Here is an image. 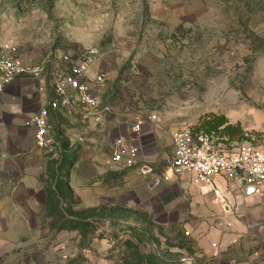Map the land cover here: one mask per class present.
<instances>
[{
    "label": "rangeland",
    "instance_id": "1",
    "mask_svg": "<svg viewBox=\"0 0 264 264\" xmlns=\"http://www.w3.org/2000/svg\"><path fill=\"white\" fill-rule=\"evenodd\" d=\"M11 46L57 65L93 48L107 110L101 122L79 103L71 121L54 114L52 142L23 157L24 183L11 155L32 133L0 125V264H186L197 245L139 203L131 168L111 162L120 174L95 198L70 185V170L86 146L123 144L115 127L135 119L157 132L159 172L177 126L264 139V0H0V48Z\"/></svg>",
    "mask_w": 264,
    "mask_h": 264
},
{
    "label": "crops",
    "instance_id": "2",
    "mask_svg": "<svg viewBox=\"0 0 264 264\" xmlns=\"http://www.w3.org/2000/svg\"><path fill=\"white\" fill-rule=\"evenodd\" d=\"M41 64L44 71L40 76L19 77L0 96V125L6 126L15 135L22 129H30L32 133L27 149L18 150L11 155L14 157H11L13 161H17L13 164L12 172L22 178L21 183L31 180L21 166L23 157L34 154L29 149L34 144V130L26 127L25 122L33 118L41 108L49 110V124L54 114L57 117L60 114L64 117L68 115L70 121L74 119L75 108L72 112L50 108V101L54 96L53 83L62 76L65 65H57L55 62ZM77 103L75 101L74 107ZM139 121L143 127L138 133L133 132L130 127H123L122 123L121 128L115 127L121 132L125 148L135 146L139 150L135 166L127 169L128 180H134L133 189L139 203L153 214L154 219L161 218L167 223L179 225L197 245L196 252L192 250L183 258L184 263L264 264V195L259 197L248 194L247 189L237 181L217 179L216 184L225 196L226 203L222 204L215 200L209 188L200 187L188 176L166 180V169L159 172L152 166L158 147L157 132L149 118ZM101 132L99 134L102 137L104 131ZM147 146H150L149 152ZM108 148H97L96 143L93 147H85L83 153L86 154H81V158L75 161L70 170V185L73 188H78L84 182L87 195L91 198H95L97 193L103 196L108 194L112 179L120 174L119 168L109 160L114 147ZM86 167L90 172H85ZM25 185L27 186L26 183ZM112 187V190L118 188L117 185ZM0 212L3 211L0 209Z\"/></svg>",
    "mask_w": 264,
    "mask_h": 264
},
{
    "label": "built area",
    "instance_id": "3",
    "mask_svg": "<svg viewBox=\"0 0 264 264\" xmlns=\"http://www.w3.org/2000/svg\"><path fill=\"white\" fill-rule=\"evenodd\" d=\"M96 51L91 48L82 55L63 57L62 76L53 83L54 96L50 101L51 109L72 112L77 101L83 106L91 119L101 122L107 107L101 108L97 88L106 79L104 72L91 75V66ZM44 71L41 63H33L23 57L16 47L0 48V96L8 85L19 77H38ZM49 110L41 108L36 115L25 122L33 128L34 142L45 147L52 142L51 125L48 121ZM135 132L141 129L138 119L131 120ZM172 152L168 158L166 180L188 176L202 188H209L215 200L225 204V196L216 184L217 179L234 180L253 193L264 195V139L251 136L234 140L219 130H205L193 125L177 126L169 132ZM139 157L135 146L125 148L121 141L113 148L110 162L122 163L133 168Z\"/></svg>",
    "mask_w": 264,
    "mask_h": 264
},
{
    "label": "water",
    "instance_id": "4",
    "mask_svg": "<svg viewBox=\"0 0 264 264\" xmlns=\"http://www.w3.org/2000/svg\"><path fill=\"white\" fill-rule=\"evenodd\" d=\"M247 193H248V194H252V193H253V189L248 188V189H247Z\"/></svg>",
    "mask_w": 264,
    "mask_h": 264
}]
</instances>
